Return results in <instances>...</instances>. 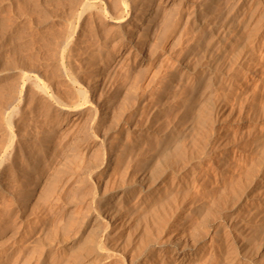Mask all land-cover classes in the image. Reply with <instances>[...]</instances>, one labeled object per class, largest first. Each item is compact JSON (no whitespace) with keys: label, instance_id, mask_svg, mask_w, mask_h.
<instances>
[{"label":"bare ground","instance_id":"6f19581e","mask_svg":"<svg viewBox=\"0 0 264 264\" xmlns=\"http://www.w3.org/2000/svg\"><path fill=\"white\" fill-rule=\"evenodd\" d=\"M254 2L228 0L219 12L220 25L230 16H243ZM211 3L215 2L68 0L52 60L57 62L56 75L68 84L67 96L49 94L31 69L17 71L20 81L13 85L10 105L43 102V110L55 116L33 140L38 156L52 153L51 182L57 183L58 192L51 201L58 210L63 207L51 215L49 226L41 227L53 237L49 250L62 249V259L54 264H262L258 258L264 240L253 248L251 238L254 228L264 229V26L255 28L245 47L242 76L228 80V95L226 89L224 96L202 89L204 79L187 74L184 57L180 58L184 54L172 55L177 47L190 50L198 44L197 34L210 27ZM85 26L93 43L85 45L82 57L78 53L86 65L80 72L73 38ZM130 62L143 71L157 70L146 85L136 75L132 81L119 80L116 69ZM169 63L175 64V73L192 80V93H200L198 102L194 94L196 100L186 101L187 113L182 112L195 122L188 142L168 141L169 127L157 121L161 107L168 111L180 102L178 87L172 89L177 74L169 72L171 85L162 83L157 92L149 93L159 70ZM79 74L86 78H80L81 84ZM29 87L36 89L30 100ZM12 109L3 113L7 144L0 164L21 132L13 133ZM58 134L59 144L51 150L48 144ZM47 173L35 171L34 188L48 181Z\"/></svg>","mask_w":264,"mask_h":264},{"label":"rangeland","instance_id":"374dc122","mask_svg":"<svg viewBox=\"0 0 264 264\" xmlns=\"http://www.w3.org/2000/svg\"><path fill=\"white\" fill-rule=\"evenodd\" d=\"M67 2L68 0H0V154L7 144L6 139L3 136L2 129L3 113L10 112L11 107H15V109H12L14 114V116L12 115V124L15 125H13V133L17 134L19 131H21L22 133L19 132L18 135L24 133L22 136H14L15 140L13 139L14 143H12L11 147L8 150V157L0 164V264H5L6 262V264H34V262H36L35 264H54L56 260L62 259L61 247L52 246L53 249L50 251V246H48V244L51 245L53 243V237L51 234L47 233V230H42L44 226H49V220L53 218L54 212H57L58 210L57 205L54 204L55 202L51 201L53 200L54 192L58 188L56 182H51L55 165L53 164L51 152H48L46 156L44 155V157L38 156L39 147L37 142L33 141L36 140L35 138L37 136H42V132L40 134V131H45V129L47 130V123H50L55 116H53V112L46 113L45 110H43L46 106V104L43 102L35 104L32 103L29 105L26 104L25 106L22 103L13 102H11L12 105H10L9 101H11L10 98L14 92L12 90H15V88H13V85L16 87V85L20 81L18 80L20 78L16 77V73L18 70L19 73L31 69L33 71L32 75H36V77H38V84L41 86L43 85L44 89H46L49 94L54 93L53 95H59L60 92V96L64 97L67 96V93H69V87L68 84H65L66 82L64 77L59 76L58 74L56 75L55 67L57 62L54 64L56 59V56L54 55L57 51H53V48H55L53 45L56 43L55 40H58L59 35L63 31V20L65 19V15L67 12ZM212 2L215 3H211V7H208V11L212 16L210 27H206L207 30L205 29V33L197 34L199 38L197 40L198 44L190 50H186V48L184 47H177L172 51V55L175 58L180 57L182 56V54H184L185 56L183 55L180 58L184 57L187 74H189L191 79H195L197 77L196 75H199L198 78H202V80L204 79L202 89L205 88L209 91L212 90L211 92H213L214 94L216 91H218L219 93L221 92V96H224L225 92L226 95L230 93L227 87L228 80H239L242 76V72L240 71V64L245 55L244 50L249 48V41L251 37H254L253 35L255 32V28L264 26V0H255L254 4H259L260 6L258 5L257 7L252 4L249 9H246V13H244L243 16H241V14H237L238 16L236 15L226 18V21L223 20V23L225 21L224 25H220L221 20H219V12L227 6L228 0H212ZM253 6L257 7L258 9L254 7L256 9V12L252 15L251 12L253 10ZM249 12L251 16L249 15ZM250 17H252V20L250 19ZM230 19H232L231 22ZM84 28L85 29L82 30L78 28L76 30L77 33L75 32L76 37L74 35L73 38L75 40L73 41L75 44L74 49H77L76 54L80 53L81 57L82 53L84 52L83 50L87 48V46L85 45H90L91 41L93 43V40L91 38L89 39L90 36L87 32L89 28L86 29L87 26H85ZM77 34H79L80 36ZM78 38L81 39H79L78 41ZM67 53L68 50L65 49V56L67 55ZM186 55L190 57H187ZM77 56L79 59V54ZM79 60L81 61L77 62L80 63L77 64L78 66L76 68L77 70L80 69V72H82L86 69V65L83 64L84 62H82V59ZM65 61L66 59H64L63 61L64 65L67 64ZM171 63L166 65V67H160L161 69L159 70L157 78L154 81L153 85L150 87L149 93L153 94L154 92H157L156 89H159L162 83L166 82L171 85L169 72H176L174 66L175 64L173 65ZM156 66H159V61L156 63ZM121 68L122 67L118 68L119 70L116 69L115 71H118L116 74L120 76H118L119 80L122 81L124 80V78H130V80L132 81V79L135 80L136 77H141L140 79L142 80L141 83L143 85H146V83H148L153 75V71L157 70V68H154L152 72L143 71L142 67L132 65L131 62L130 64H128V67L125 66L123 69ZM121 72L123 73V75ZM175 74L177 75L174 76V81L172 79V89H178V101H180L181 103L177 101L178 103H174L168 111L167 109H163L161 107L157 121L158 123H162L164 126L169 127L167 128V130L171 131L172 134H169L168 141L180 139L184 142H188L192 138L191 135H193V130L195 127V125L192 124H195V122L193 121L192 123V121H190V119H193L190 118L189 114L184 115L182 112L184 110L186 111V101L194 102V99L196 100V97H198L195 103L198 102V100L200 99V93H196L197 95L195 93H192V80H186L185 76H181V72ZM17 76L19 75L17 74ZM161 76L164 77L162 78ZM81 77L83 76L81 75L79 78H77L79 79V82L81 80ZM83 79L86 78L83 77ZM205 79L207 80V82L205 81ZM208 86L210 89L208 88ZM224 89H226L225 92H223ZM27 90L28 92L26 91V96H29L28 98L30 100V96H32V93L36 91V89L34 87H29V89ZM194 94L196 97L194 96ZM96 95L98 97V95H100V91H98ZM181 97L184 99H182ZM9 105L11 107H9ZM40 106H42L43 108ZM6 108H10L9 111H7L8 109ZM177 111L179 112L177 113ZM185 111L184 113H187ZM172 116L174 118H172ZM53 120H55V118ZM188 121L190 124L187 123ZM15 128H17L18 130H16ZM36 129L39 131V134L38 132L37 134H34L36 133L35 131H37ZM32 136L33 138H31ZM19 137H21L20 141ZM58 137H60V134H58L53 141L51 140L52 144L49 142L48 148L52 150L53 148L57 147V145L59 144ZM32 169L34 171H32ZM35 171L48 172V181L45 182L46 185L43 184V186H41L40 188H37V186L35 185L34 188V185L32 184V178L34 177ZM30 188L32 191L30 190ZM56 192H58V190ZM51 206H53L54 209ZM61 209L63 210L62 206L58 211H62ZM42 222H44L45 224ZM59 235L62 237V234L60 232ZM59 235L57 236V238L60 237ZM253 236L251 238V245L254 248L255 246H258L257 244H260V242L264 240V229L254 228ZM42 237H44V239H42ZM35 240H37V243L34 242ZM38 240H41V242L43 240L44 242L41 244ZM49 240L51 243L49 242ZM34 245H36V247ZM54 247L58 248L55 249ZM260 256L261 257L258 258V261L259 263L264 264V252ZM37 258H39L38 261H36ZM1 261L4 263H2Z\"/></svg>","mask_w":264,"mask_h":264}]
</instances>
